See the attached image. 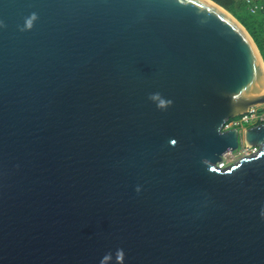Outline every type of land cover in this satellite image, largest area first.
I'll list each match as a JSON object with an SVG mask.
<instances>
[{"label":"water","instance_id":"95a60500","mask_svg":"<svg viewBox=\"0 0 264 264\" xmlns=\"http://www.w3.org/2000/svg\"><path fill=\"white\" fill-rule=\"evenodd\" d=\"M261 105L212 0H0V264H264Z\"/></svg>","mask_w":264,"mask_h":264},{"label":"trees","instance_id":"16d2710c","mask_svg":"<svg viewBox=\"0 0 264 264\" xmlns=\"http://www.w3.org/2000/svg\"><path fill=\"white\" fill-rule=\"evenodd\" d=\"M230 12L250 33L264 57V1L212 0ZM258 6L256 12L250 8ZM261 7L263 9H261Z\"/></svg>","mask_w":264,"mask_h":264},{"label":"built area","instance_id":"2783aa9c","mask_svg":"<svg viewBox=\"0 0 264 264\" xmlns=\"http://www.w3.org/2000/svg\"><path fill=\"white\" fill-rule=\"evenodd\" d=\"M261 9H263L261 7ZM251 12H256L258 10V6L254 5L250 8ZM264 124V105L261 106H253L249 109V112L237 117L229 119L224 127L223 131H229L232 129H237L239 131V147L237 150L226 154L221 163L222 168H227V164L232 161L236 156H253L256 154L259 149L258 147L248 145L244 138L243 133L251 126ZM229 155V156H228Z\"/></svg>","mask_w":264,"mask_h":264},{"label":"rangeland","instance_id":"374dc122","mask_svg":"<svg viewBox=\"0 0 264 264\" xmlns=\"http://www.w3.org/2000/svg\"><path fill=\"white\" fill-rule=\"evenodd\" d=\"M251 1H253V0H251ZM255 1V0H254ZM260 1H264V0H260ZM242 159V157L240 156H236L232 161H230L228 164H227V166H231V165H233V164H236L239 160H241Z\"/></svg>","mask_w":264,"mask_h":264},{"label":"snow or ice","instance_id":"6c2138e0","mask_svg":"<svg viewBox=\"0 0 264 264\" xmlns=\"http://www.w3.org/2000/svg\"><path fill=\"white\" fill-rule=\"evenodd\" d=\"M181 2H182V0H181ZM172 143H173V144H175V143H176V141H175V140H173V141H172Z\"/></svg>","mask_w":264,"mask_h":264},{"label":"bare ground","instance_id":"6f19581e","mask_svg":"<svg viewBox=\"0 0 264 264\" xmlns=\"http://www.w3.org/2000/svg\"><path fill=\"white\" fill-rule=\"evenodd\" d=\"M229 156V155H228ZM246 157H248V156H243L242 158H246Z\"/></svg>","mask_w":264,"mask_h":264}]
</instances>
